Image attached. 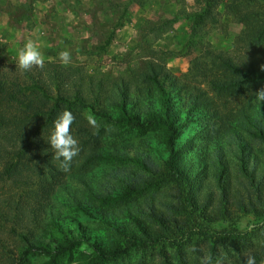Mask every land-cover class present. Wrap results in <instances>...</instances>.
I'll use <instances>...</instances> for the list:
<instances>
[{"label": "rangeland", "instance_id": "374dc122", "mask_svg": "<svg viewBox=\"0 0 264 264\" xmlns=\"http://www.w3.org/2000/svg\"><path fill=\"white\" fill-rule=\"evenodd\" d=\"M231 1L222 0L213 18H205L198 0H0V62L16 64L17 50L32 38L45 62L65 66L59 53L67 49L72 61L65 67L132 85L144 74L158 72L167 89L177 83L195 93L204 91L235 120L248 96L214 92L210 81L218 75L212 54L238 63L260 61L264 43L250 47L244 41L245 27L230 12ZM243 6L248 18L264 21L253 18L264 12V0H246ZM261 87L264 78L249 98L256 99ZM104 122L110 132L103 141V159L87 174L94 192L73 179L67 183L88 206L106 213L78 210L66 193L59 194L56 205L71 228L75 221L89 226L124 253L102 260L85 244L53 262L45 256L25 259L18 236L22 230L18 227L15 234L6 228L0 232V264H200L203 255L242 264L244 252L255 255L257 264L264 260V179L256 195L236 165L229 192L209 178L194 192L197 203L192 205L186 184L171 181L164 169L167 149L160 130ZM196 127L190 122L177 145L193 136ZM250 140L264 164V143ZM4 192L13 191L6 187Z\"/></svg>", "mask_w": 264, "mask_h": 264}, {"label": "trees", "instance_id": "16d2710c", "mask_svg": "<svg viewBox=\"0 0 264 264\" xmlns=\"http://www.w3.org/2000/svg\"><path fill=\"white\" fill-rule=\"evenodd\" d=\"M245 1L232 0L228 7L244 25L242 35L251 47L264 43V21L248 18L242 11ZM198 2L205 18H213L214 9L222 5V0ZM256 16L264 18V12ZM212 56L217 75L222 76L210 81L214 92L248 96V105L235 120L204 91L195 93L177 83L167 89L157 78L158 72L146 73L132 85L125 80L107 82L79 67L52 61H46L43 69L29 71L0 62V232L7 228L16 234L20 227L25 259L45 256L53 262L85 244L102 260L124 253L121 246L103 241L89 226L75 221L71 228L66 224L68 216L56 205L59 194L66 193L76 209L90 215L106 213L96 205L88 206L67 183L73 179L94 192L87 174L103 159V141L110 132L106 119L122 127L141 130L149 126L161 131L167 149L164 169L171 181L186 184L190 204L196 205L194 192L209 178L229 192L236 165L258 195L264 164L250 139L264 143V105L254 104L256 99L249 96L264 78V58L238 63L223 54ZM164 78L170 79L167 74ZM65 109L75 116L71 134L81 149L68 171L60 168L48 144L54 121ZM89 113L97 119L98 130L88 124ZM190 122L197 123L194 135L178 146L177 139ZM6 187L13 192L5 193Z\"/></svg>", "mask_w": 264, "mask_h": 264}, {"label": "clouds", "instance_id": "9594fccd", "mask_svg": "<svg viewBox=\"0 0 264 264\" xmlns=\"http://www.w3.org/2000/svg\"><path fill=\"white\" fill-rule=\"evenodd\" d=\"M18 39L24 40V37L18 36ZM16 67L22 71H29L34 67L43 69L45 59L40 51V46L37 40L29 38L24 40L23 46L17 50ZM59 61L63 65H69L72 61L70 51L67 49L59 53ZM264 69V65L261 66ZM256 100L264 104V87H261L255 92ZM87 122L91 128L98 130L100 125L95 116L89 113L86 116ZM75 120L73 113L67 109L58 114L54 121V127L50 133L48 144L53 150V158L60 161V168L64 171L70 169L73 159L79 155L80 147L78 141L71 134V126ZM193 251L197 249L193 248ZM242 264H257L255 255L251 252L242 254ZM200 264H226L224 257L217 256L213 258L211 255H203L200 258ZM264 264V260L260 261Z\"/></svg>", "mask_w": 264, "mask_h": 264}]
</instances>
